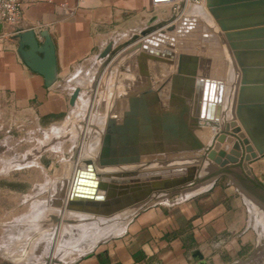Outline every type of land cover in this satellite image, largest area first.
I'll return each instance as SVG.
<instances>
[{
	"label": "crops",
	"instance_id": "0c3cea01",
	"mask_svg": "<svg viewBox=\"0 0 264 264\" xmlns=\"http://www.w3.org/2000/svg\"><path fill=\"white\" fill-rule=\"evenodd\" d=\"M22 1L21 29L35 30L40 42L44 41L41 32H49L56 48L58 77L48 87L44 76L24 62L14 40L0 52V105L21 116L39 117L45 130L55 126L61 118V204L77 165L85 164L82 160L76 164V160L86 127L82 122L62 121L73 110L70 98L77 87L81 88L77 84L94 74L92 70L84 71L87 63L92 69L130 50L127 57L137 59V73L129 75L137 76L139 84L144 83L139 92L162 88L161 107L169 110L171 82L177 73L181 49L163 42V48L173 52L174 58L165 56L162 61L149 58L143 61L139 59L143 52L141 46L159 32L175 36L176 30L169 29L175 22L200 25L203 21L207 23L204 27L221 41L213 37L211 42H204L203 38L201 45L192 49L193 54L204 57L210 49L221 51L226 55L223 70L229 73V79L232 64L239 72L214 19L205 18L206 6L181 4L175 10L172 4H154L153 0ZM152 27L158 28L145 34ZM135 36L139 38L124 46ZM109 43H113L115 49L121 45L123 48L103 58L101 54ZM186 63L187 68H193L192 60ZM212 69L216 71L218 66L212 65ZM129 75L122 72L119 78L128 79ZM180 96L188 99L184 94ZM164 97L167 100L164 101ZM188 104L191 105L189 99ZM224 108L223 105L220 126L206 136L207 146L213 136L224 132L226 125L231 129L240 125L233 112L224 115ZM187 120L191 123L190 118ZM227 136L232 133L227 132ZM233 144H229V149ZM97 145L93 144L95 148ZM208 161L217 165L213 160ZM217 170L216 175L207 178L209 173L200 169L194 181L158 192L137 207L118 212L115 217L96 216L101 228L94 233L93 247L84 254L81 246L60 251L54 264H256L259 252L264 253V155L250 161L241 159Z\"/></svg>",
	"mask_w": 264,
	"mask_h": 264
},
{
	"label": "water",
	"instance_id": "95a60500",
	"mask_svg": "<svg viewBox=\"0 0 264 264\" xmlns=\"http://www.w3.org/2000/svg\"><path fill=\"white\" fill-rule=\"evenodd\" d=\"M206 7L219 27L229 53L232 51L231 57L233 55L239 66L232 112L240 125L232 129L226 125L224 132L212 137L210 146L195 134V131L206 128L215 131L220 126L225 83L229 80V73L223 70L226 55L213 49L204 57L193 54V46L201 44L198 40L204 38V42H211L213 37L218 41L221 38L208 27L175 22L169 28L176 30L175 36L159 32L157 36L147 38L139 57L143 61L148 58L162 61L165 56L174 58L173 52L163 48V42L181 49L177 57V73L171 82L169 110L161 107L162 88L158 91L147 88L129 96V109L124 112L122 122L109 119L96 160H86L85 166H77L66 202L68 211L112 217L122 210L137 207L158 192L194 181L200 170L198 163L203 159V156H197L185 164L173 165L175 167L144 171L101 170L134 159L139 161L143 155L208 149L207 159L217 164L214 165L216 169L238 163L241 159L250 161L264 155V0H206ZM158 27L150 28L145 34ZM41 36L43 42L39 41L35 30L29 29L19 32L14 39L24 62L43 75L50 87L58 77L56 48L47 30L42 31ZM138 38L133 37L124 46ZM122 46L115 49L113 43H109L101 57L114 55ZM234 59H231L232 63ZM187 60H192V69L187 68ZM212 65L218 69L215 71ZM80 92L81 88L77 87L72 93V106ZM183 94L189 99L190 106L188 99L180 96ZM227 132L232 136H227ZM225 142L227 144L220 145ZM231 143L234 144L229 149ZM196 254L201 256L199 252Z\"/></svg>",
	"mask_w": 264,
	"mask_h": 264
},
{
	"label": "rangeland",
	"instance_id": "374dc122",
	"mask_svg": "<svg viewBox=\"0 0 264 264\" xmlns=\"http://www.w3.org/2000/svg\"><path fill=\"white\" fill-rule=\"evenodd\" d=\"M204 10L205 18L211 20L208 8ZM203 24L207 25L202 21L200 26ZM129 52L109 58L104 65L92 69L89 63L86 64L84 71L92 70L94 74L77 84L81 87L80 95L71 113L62 121L69 124L82 122L86 127L81 135L76 164L81 160L85 163L87 158L96 160L109 119L122 122L124 112L129 109V96L138 94L144 87V83L136 81L137 76L129 75L137 73V59L127 57ZM230 70L231 77L225 83L227 105L223 103L224 115L232 112L233 93L238 85V71L233 64ZM121 71L130 77L119 78ZM164 95L167 96L165 92ZM163 100L167 99L164 97ZM27 117L0 105V264H54L58 252L74 250L78 246L84 254L95 244L94 233L101 228L96 216L66 209L73 174L61 204V118L55 126L45 130L39 117ZM92 143L99 146L95 148ZM207 153L208 149L149 154L143 155L138 163L107 166L101 170H143L181 165L191 158L203 156L198 164L210 178L219 170L208 161ZM38 177L39 180H35ZM263 262L264 253L259 252L255 263Z\"/></svg>",
	"mask_w": 264,
	"mask_h": 264
},
{
	"label": "built area",
	"instance_id": "2783aa9c",
	"mask_svg": "<svg viewBox=\"0 0 264 264\" xmlns=\"http://www.w3.org/2000/svg\"><path fill=\"white\" fill-rule=\"evenodd\" d=\"M154 4H172L175 10L183 4L206 6V0H153ZM24 3L22 0H0V52L6 50L14 42L15 36L23 31L21 25L23 22ZM178 20V18H176ZM187 25L186 23H183ZM194 24V23H193ZM189 25V24H188ZM192 25V24H190ZM189 25V26H190ZM199 26V25H192ZM196 34V33H195ZM194 42L197 40H193ZM202 42V40H198ZM201 44L195 45L200 46Z\"/></svg>",
	"mask_w": 264,
	"mask_h": 264
},
{
	"label": "bare ground",
	"instance_id": "6f19581e",
	"mask_svg": "<svg viewBox=\"0 0 264 264\" xmlns=\"http://www.w3.org/2000/svg\"><path fill=\"white\" fill-rule=\"evenodd\" d=\"M200 26V25H199ZM176 47V46H175ZM193 47H195V46H193ZM192 50V49H191ZM225 89H226V86H225ZM225 89H224V94H223V101H225ZM233 98H234V93H233ZM221 117H220V119L219 120H221V118H222V116H223V110L221 109ZM209 131H210V133H212V131H213V129L212 128H206V129H204V130H197V131H195V134L201 139V140H203V142L205 141V139L207 138L206 136H208L209 135ZM201 153V152H200ZM165 157V156H164ZM171 157V156H170ZM141 158L142 157H140L139 158V161L138 160H136V159H134V161H127V162H125V163H122L121 165H131V164H135V163H138V162H140L141 161ZM169 158V157H168ZM160 160V159H159ZM143 163V162H142ZM85 165V164H84ZM83 165V166H84ZM120 166V165H119ZM171 167H175V166H171ZM153 169H158L157 167L156 168H153ZM139 171H144V169L143 170H139ZM73 182V181H72Z\"/></svg>",
	"mask_w": 264,
	"mask_h": 264
}]
</instances>
